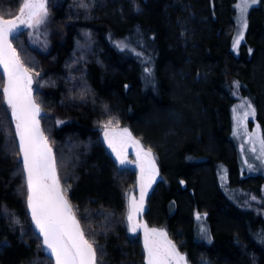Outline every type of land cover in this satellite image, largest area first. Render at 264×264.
I'll use <instances>...</instances> for the list:
<instances>
[{
    "label": "trees",
    "instance_id": "obj_1",
    "mask_svg": "<svg viewBox=\"0 0 264 264\" xmlns=\"http://www.w3.org/2000/svg\"><path fill=\"white\" fill-rule=\"evenodd\" d=\"M237 2L54 0L63 32L47 40L46 52L29 50L24 32L13 39L25 66L40 75L41 123L98 264H147L144 240L127 224L137 174L109 150L100 129L109 121L128 128L160 163L149 227H165L192 264H264L262 216L234 203L222 185V176L233 187L253 180L243 175L233 137L234 87L254 105L264 134V2L251 10L240 56ZM21 4L0 0V15L15 18ZM5 87L0 68V264H55L27 206ZM256 180L264 184L261 175ZM197 214L206 216L210 241L196 238Z\"/></svg>",
    "mask_w": 264,
    "mask_h": 264
},
{
    "label": "snow or ice",
    "instance_id": "obj_2",
    "mask_svg": "<svg viewBox=\"0 0 264 264\" xmlns=\"http://www.w3.org/2000/svg\"><path fill=\"white\" fill-rule=\"evenodd\" d=\"M256 3L258 0H242L237 6L241 12L242 30L233 43L236 50L244 39L243 30L247 28V8ZM47 17V0H22L19 14L15 18L6 19L0 15V66L7 76V87L3 92L15 120L19 149L23 154L24 168L27 170V206L31 210L32 221L42 236V245L54 258L55 264H97L96 249L85 238V232L76 218L73 206L66 198L67 189L62 190L55 155L47 137L40 129V107L32 97L33 75L20 60L11 42V37L20 26H39L45 23ZM248 109L243 117H236L238 125L242 119L254 114L255 110L250 103ZM111 125V121L104 125V138L119 163L123 165L129 162L126 150L130 145L136 148L137 159L140 161V197L138 201L134 196L129 198V231L136 233L138 228L143 227L147 264H170L173 259L176 264H186L185 257L181 256L175 245L167 239L166 232L148 229L147 225L139 224L136 219L143 211L147 189L158 175L151 148L146 149L128 129L117 131ZM259 142L264 157V138ZM196 219H201V216L197 214Z\"/></svg>",
    "mask_w": 264,
    "mask_h": 264
},
{
    "label": "rangeland",
    "instance_id": "obj_3",
    "mask_svg": "<svg viewBox=\"0 0 264 264\" xmlns=\"http://www.w3.org/2000/svg\"><path fill=\"white\" fill-rule=\"evenodd\" d=\"M263 0H258V3L253 4L252 6L247 8L246 11V21H247V28L243 30V37L239 49H234L235 54L240 56L242 52V47L244 43L246 42L247 38V31L248 26H250V13L251 10L259 5ZM54 0H47V8H48V17L45 21V23L33 27V28H27L24 26L22 32H24L27 41L29 42V46L31 51H34L35 54H43L46 52V45L47 40L53 35V34H62L63 30L61 27L56 25L53 20V13L51 6L53 4ZM242 3V0H238L237 6ZM237 16H236V26L234 30L235 38L237 37L238 33L241 32V12L240 8L237 7ZM234 38V40H235ZM128 47L129 45L125 43ZM31 61L32 64L36 63V59L33 58V55H31ZM31 72V71H30ZM32 73V72H31ZM35 78V91L39 89V78L40 75L33 74ZM233 94L235 96V105L233 109V117H234V129H233V137L236 142V145H238V151L239 156L241 160V168L243 171V175L250 179V177H253L250 182V186L242 187V186H232L229 180L222 176L223 180V187L225 191L227 192L228 196L231 198V200L238 204L239 206H242L246 209L252 210L256 215L261 214L262 219L264 220V184H259V180H256L258 175H261L264 178V157H262L261 154V145H260V139L264 138L263 130L258 122L256 109L252 102L248 99H245L236 92L235 87L233 88ZM250 103L251 107L255 110L254 114H250L247 116L246 119H242L238 125L237 123V116L243 117V114L248 111V104ZM118 128V127H116ZM102 131V135L104 133L105 127L103 126L100 128ZM128 129V128H126ZM129 130V129H128ZM136 139V138H135ZM138 140V139H137ZM140 141V140H139ZM106 142V140H105ZM141 142V141H140ZM107 146L108 143L106 142ZM145 146V145H144ZM55 148V147H54ZM253 148H255V151H253ZM111 149V148H109ZM112 150V149H111ZM118 161V160H117ZM119 162V161H118ZM120 164V163H119ZM120 167L122 169L128 168L124 164ZM134 185H131V187L127 191V201L129 204V198L135 197V192H133ZM251 187V188H248ZM154 190L149 191L147 190V194L144 199V206L143 211L137 215V222L141 225H147L148 229H157L162 230L167 233V239L172 242V244L175 245L177 252L185 257L186 264H192L190 259L188 258L187 254L182 251V249L179 247V245L173 240V238L169 235L168 230L165 227H149L146 222V212L148 210V199L152 195ZM140 197V196H139ZM137 199V198H136ZM138 201V199H137ZM129 211V208H128ZM128 216V213H127ZM201 219L197 221V229H198V237L200 240L210 241L211 239V229L207 222L205 215H200ZM127 224L129 227V222L127 220ZM135 236L141 235L144 240V229L143 227L138 228L136 233H133ZM260 239L264 241V232L261 233ZM145 249V248H144ZM145 257H146V263H147V251L145 249ZM170 264H176L175 260L173 259Z\"/></svg>",
    "mask_w": 264,
    "mask_h": 264
},
{
    "label": "flooded vegetation",
    "instance_id": "obj_4",
    "mask_svg": "<svg viewBox=\"0 0 264 264\" xmlns=\"http://www.w3.org/2000/svg\"><path fill=\"white\" fill-rule=\"evenodd\" d=\"M125 126H121L119 128H116L117 131L125 129ZM104 138V137H103ZM105 139V138H104ZM107 142V141H106ZM141 144L144 146L143 142L141 141ZM146 149L147 147L144 146ZM109 148V147H108ZM111 153L113 155L116 154L111 150ZM126 156H127V161H129L128 163H125L124 165L127 166L128 168H132V170L134 172H136L137 174V178H136V183H135V187L133 188V192H135V196L136 198L139 200V196H140V182H141V172H140V161L137 159V155H136V148L133 146H129L126 150ZM155 158V161H157V156L153 155ZM117 159V158H116ZM118 162V161H117ZM119 163V162H118ZM145 182H147V176L145 177ZM162 182V175L160 173V169L158 168V175L155 177V182L151 184V187L148 188L147 190L152 191L155 190L157 188V186Z\"/></svg>",
    "mask_w": 264,
    "mask_h": 264
},
{
    "label": "water",
    "instance_id": "obj_5",
    "mask_svg": "<svg viewBox=\"0 0 264 264\" xmlns=\"http://www.w3.org/2000/svg\"><path fill=\"white\" fill-rule=\"evenodd\" d=\"M23 28H24V26H20V28L13 34V36L11 37V42H12V46H13V48H15L16 49V52H17V54L19 55V52H18V50H17V48H16V46L14 45V43H13V39L16 37V36H18L21 32H22V30H23ZM19 57H20V55H19ZM20 60L22 61V59H21V57H20ZM23 62V61H22ZM24 63V62H23ZM25 65V64H24ZM26 67V66H25ZM0 68H1V70H2V72H3V74H4V76H5V78H6V80H7V76H6V74L4 73V70H3V67L2 66H0ZM33 75V74H32ZM32 97H33V99L35 100V102L38 104V102H37V99H36V91H35V78H34V76H33V84H32ZM39 105V104H38ZM40 107V106H39ZM41 114H42V108L40 107V115H39V117H38V119H39V126H40V129L42 130V132L44 133V135L47 137V135H46V133H45V131H44V129H43V125H42V123H41V119H40V116H41ZM114 128V127H113ZM106 131V129L104 130V132ZM103 137H104V133H103ZM47 139H48V137H47ZM48 143H49V145L51 146V148H52V150H53V153H54V155H55V159H56V164H57V157H56V152H55V149H54V147L52 146V144H51V142L49 141V139H48ZM22 161H23V154H22ZM155 165H156V168L158 169L159 168V164H158V162L157 161H155ZM25 173H26V177H27V170L25 169ZM57 174H58V176H59V171H58V164H57ZM67 198V197H66ZM29 211H30V216H31V210L29 209ZM77 218V217H76ZM32 219V218H31ZM33 222V226H34V228H35V231L39 234V230L35 227V223H34V221H32ZM40 235V234H39ZM41 236V235H40ZM41 238H42V236H41ZM85 238L87 239V237H86V235H85ZM88 240V239H87ZM89 241V240H88ZM94 247V246H93ZM44 251H45V253H46V255L47 256H49L50 258H52L53 260H54V258L53 257H51V255H50V253L48 252V251H46V249H45V247H44ZM55 263V262H54ZM97 264H98V262H97Z\"/></svg>",
    "mask_w": 264,
    "mask_h": 264
},
{
    "label": "bare ground",
    "instance_id": "obj_6",
    "mask_svg": "<svg viewBox=\"0 0 264 264\" xmlns=\"http://www.w3.org/2000/svg\"><path fill=\"white\" fill-rule=\"evenodd\" d=\"M238 13V12H237ZM247 43V42H246ZM238 146V145H237ZM160 164V163H159ZM222 183V182H221ZM223 185V184H222ZM227 194V193H226ZM238 205V204H237ZM239 206V205H238ZM252 211V210H251ZM259 215H261V214H259ZM262 220V219H261ZM261 225V224H260ZM264 226V225H263ZM261 227V226H260ZM198 231V230H197ZM198 233V232H197ZM258 235V234H257ZM196 238H198V236L196 237ZM256 238H258V237H256ZM258 240V239H257ZM198 241V240H197ZM199 241H200V239H199ZM198 241V242H199ZM204 242V241H203ZM261 242V241H260ZM258 243H259V241H258ZM264 246V245H263Z\"/></svg>",
    "mask_w": 264,
    "mask_h": 264
}]
</instances>
